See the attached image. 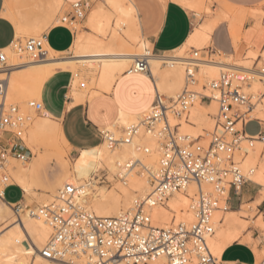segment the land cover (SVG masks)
I'll list each match as a JSON object with an SVG mask.
<instances>
[{"label":"built area","instance_id":"1","mask_svg":"<svg viewBox=\"0 0 264 264\" xmlns=\"http://www.w3.org/2000/svg\"><path fill=\"white\" fill-rule=\"evenodd\" d=\"M74 3L89 5L88 0ZM74 3L71 4L70 12L62 17L63 22H61L71 29L80 22L79 19H74L77 15L73 7ZM79 11H86V8L81 7ZM34 38L38 43L35 49L28 39L24 44L19 43L16 49L19 52H25L33 61L46 59L49 51L45 36ZM2 50H0V64L2 69H6L10 66ZM198 54V50L195 51L194 57L187 63L185 85L182 91L176 97H166L157 89L152 112L153 110L158 112L159 118L150 120L153 127L148 125L140 127L158 138L162 151L161 160L165 153H171L172 170L162 167L160 160L159 169L155 172L159 180L154 184L158 183L162 189H171L174 192H188L192 185H196L197 190L191 200L194 219L191 222L174 220L166 226H157L152 222L148 206L144 204L141 207L142 199L140 198L136 199L127 211L116 216L100 217L81 202L74 210L71 205L65 203L64 199H58L64 195L63 186L58 190L55 201L42 208V213L52 228L50 237L41 250L45 259L65 264H98L101 261L103 264H151L153 260L164 257L170 264L172 253L167 249L172 248L178 253L183 251L177 241H183L188 248H192L194 242H199L201 238H209L208 230L215 231L213 212L220 210L222 204L226 205L224 210L229 209V192L232 188L234 170L239 168L244 173L241 163L248 153V148H253L256 140L264 143L261 132L257 135H248L244 128L249 120L254 119L251 112L264 93L257 97L248 95L244 91V84L250 82L253 73L236 69H225L221 72L219 79L204 84L203 87L208 89L209 94L193 89L192 87L199 81L196 76L199 66L195 63L198 60ZM133 63L140 66L141 71L138 74L152 76L148 55L137 57ZM4 85L5 81L0 80L1 99L4 94ZM197 98H200L202 102L215 100L218 105L217 114L214 115L215 127L210 132V138L206 143L201 141L202 137L192 139L189 136L180 135L179 126L171 125L166 119L170 115L178 118L186 116ZM30 102L29 106H31ZM37 102L43 104L42 101ZM0 110L3 111L5 119L10 118L11 123L17 125L12 134L5 138L8 148L7 159L14 157L21 161L29 160L31 151L25 146L23 138L15 135V132L24 131L28 118L22 114L18 106L13 104L4 103ZM246 111L248 115L244 122L235 123L236 117L243 115ZM151 113L145 116H150ZM5 127L0 125V131L5 133ZM230 127H234V131H229ZM120 135L121 133H117V137ZM2 138L0 136V141ZM112 147L116 146L112 145ZM210 151L215 152L216 155L210 156ZM262 156H264L263 152ZM204 157H209L211 164H207L202 159ZM7 159L4 158V149L0 147V178L5 175L8 177V184L0 188L4 192L11 185L10 175L6 170ZM201 164H204V168L199 167ZM181 172L184 178L177 179L174 173ZM253 172L254 169L249 171V173ZM249 181L252 180L246 183ZM221 182L227 184L228 195L217 199L220 196L217 189ZM167 198L164 196V201ZM62 207L66 211H62ZM14 209L16 211L22 209L20 202L15 203ZM74 211L75 215H73ZM53 237L55 242H51ZM90 237H94L95 240L93 241ZM261 244L264 246V240ZM182 258L197 259L194 253H185ZM254 264H264V256Z\"/></svg>","mask_w":264,"mask_h":264},{"label":"bare ground","instance_id":"2","mask_svg":"<svg viewBox=\"0 0 264 264\" xmlns=\"http://www.w3.org/2000/svg\"><path fill=\"white\" fill-rule=\"evenodd\" d=\"M11 1L12 0H6V6L10 9H11ZM44 1H45V3L43 2L44 4L48 3L47 14L40 21L36 22L35 24H32L31 27H27L26 24L21 22L18 23L24 28V32H21L20 34L23 33L39 34V31L42 28V26H45L47 23L51 22V18L54 16L56 10L59 9L58 6L60 7L62 5L61 4L62 2L66 3L65 0H48L47 2L46 0ZM107 1L110 3V5H112V7L118 10V12L120 13L121 23L123 25H128L125 34L114 30V33H112L113 36L111 41H106L104 39H99L98 36L93 32L91 33L89 31L78 30L77 34L75 35V41L73 43V46L71 47L72 51H73V47H75V51H73L74 53L71 57H57L56 54H59V52H56L53 49H51L46 41V47L48 48L49 55L47 56L46 59L41 61H33L32 59L30 60L26 59L25 52H21V51L19 52L17 49L13 50L12 49L13 44H12L11 46L2 50L6 55L7 62L11 60V63L9 64L10 67L3 69L4 71L2 74L8 75L9 73H11V76L13 77V79L4 80L5 85H4L3 98L6 95L9 96L29 95L28 97L31 96V97L41 98V89L43 87L44 82L50 76L55 74L57 70L77 71L79 69L78 64L87 66L85 69L84 68L81 69V74L77 72L74 75L72 81V89H71V93H72L75 83L77 81L83 83L82 79H85L86 76H89L91 78V81L96 79L98 73L105 77L115 78V76L119 75V73L123 71L127 63L131 61L133 62L137 57L143 55H148V60L151 62V64L150 63L149 64L152 72H157V73L161 72L162 71L160 70L161 64H163L165 68L166 67L174 68L173 70H167L161 72L162 76L160 77L161 80L159 81L160 82L159 91L160 92L161 90L164 91L165 92L164 95L166 97H176L177 96L176 93L174 96L172 95L168 96L166 95L167 94L166 91H168L169 88H173L176 85H177L176 88L179 89L182 86L183 82L185 85L186 66L189 59L193 57L190 58L184 56L183 54H178V53L154 55L153 53L149 52L148 49L145 50L144 48L138 47V42H143V40L140 39L141 30L136 15V8L132 0H107ZM220 2H222L223 4L222 7L224 6L229 10H231L229 11L230 14L233 12V17L228 13V9H225L224 11V9L218 10L216 8V10H218V13L216 10H215L216 12H214L206 5V0H182V3L184 5L185 4L188 5L187 8L190 9L195 14L196 17H199L200 13L204 9L205 10L207 9L208 13H212V16L208 17L206 21H204L203 23L197 24L194 27V31L190 39L178 51L181 52L183 49H185L188 46L192 47L194 45L196 46L205 45L210 39H212V33L214 32L215 28L227 17L230 18L231 16L230 19L233 18L232 21L233 22L236 21L234 24L237 27V30L241 28L242 26L241 24L243 23V18L245 19L247 16V10L242 7L234 6L224 0H220ZM40 4L42 5V3ZM39 5H37L39 7L38 9L41 8L40 7L41 5L40 6ZM93 11L97 13L93 28L99 29L101 25H104V31L108 32L109 31L108 22L111 20V16L109 15V12L104 10L103 6H99V5L95 6L93 8ZM12 14L11 17L14 16ZM14 18L12 20H14ZM257 26L259 28L262 27L261 25L259 26L258 22H257ZM233 27L231 28V30L235 29ZM234 36H236V34H234ZM235 38L238 39L239 37H234L232 39L234 40ZM235 41L237 43V41L239 40H235ZM14 43L17 44V47L19 46V42L15 41ZM54 55H56V57ZM218 56L220 55L218 54ZM197 58L198 60L195 62L199 66L196 73V76L199 80L197 86L199 85L201 79H203L205 82L202 84V89H203L202 92H205L206 94H209V91L208 89L203 87L204 84H209L211 81L219 79L221 76V72L225 69H236L239 71L253 73L251 80L253 79L255 81L254 83L256 84L258 82L264 84V69L255 70L254 67L245 63L231 64L229 61H224V60L202 59L199 57ZM225 59L227 60V58ZM247 85H249V83ZM170 92L174 93L175 91H170ZM250 95L257 97L256 93ZM83 101H84V93L80 92V102ZM257 104H259L261 110H263L262 114H264V97H262L261 100L257 102ZM3 105L4 104H0V109H2ZM255 106L251 112L252 118H254L253 113L255 112ZM202 108L211 110L212 114H217L218 105L215 100H212L211 102H209L207 107H204V105H202V101L200 100V98H197L194 101V103L191 105L189 112L186 116L182 118H178L176 116L170 115L169 123L171 125L179 126L180 135L189 136L190 138L191 135H193L195 136V138L192 139H197L199 138V136L197 135V131L195 130L193 124L203 120ZM151 112H152V107L148 110L147 113H145V115ZM134 119H135V115H132L130 117L129 122H131ZM34 130L38 134L49 136L48 138L52 142H53L52 139L55 137H57L55 138V141L57 140V143H58V138L62 140V138L64 137L62 125L48 124L45 122L44 118L42 120H38L35 122ZM181 130H187L191 133V135L188 133H181ZM147 133L150 132H148L144 128H141L139 130V135L134 139L135 142H138L141 145H147L148 147L152 148L153 151L151 153L145 152L142 147L136 149L134 154L141 158V162L136 164V170L133 171L132 174L128 177L127 185H125L123 181L116 180L115 187L113 189H107L104 186H99L98 185L99 182H98L94 189H89V192L91 194L87 197L86 203L83 198L80 199V202L85 204L87 208L91 210L95 215L100 217L116 216L121 212L130 209L133 206L136 199L139 198L142 199L146 180L140 175H137V172L143 170L145 165L151 166L152 171L156 172L159 169L161 155H162L159 140L156 137V135L153 133H151V135H147ZM50 137L52 138L50 139ZM255 144L253 148H248V153L242 159L241 168L244 173H247L248 176L252 177L251 180L253 182L261 185V181H264V164L260 163L257 159V148L258 146L263 144V142L260 140H256ZM56 145H59V143ZM100 147L104 153V156L107 158L109 164L111 163V161L115 160L117 154L123 155V153H120L119 148H116V152L111 157H109L110 148L108 144L102 143ZM122 147H124L126 151H129L128 145H123ZM62 155L64 156V154ZM18 164L16 165L14 164L13 166L10 167L12 173L11 175L13 176V178L22 180L23 178L27 177L28 174L36 175L38 169V163L29 162L28 164L25 165H23V163L22 164L18 163ZM251 169H254L253 173H249ZM148 175L149 173L147 172L144 173L145 177H147ZM68 179H71L74 183L82 182V181H78L77 177L71 171L70 165L63 166L53 179L56 185L53 187L54 189L52 193L49 194L47 198L40 199L39 201H37L36 205L32 209H28V207H24L20 211L19 210L15 211L13 210V206L11 205V203L8 202V204L11 205V207L8 206V208L11 213L13 212V217L7 224L0 227V230L4 229L5 227H10L13 224H15V227L11 228L10 232H7L3 236H0V264H11V262L8 259V254H11L12 256L16 257L14 264H37V262L38 264H65L63 262L47 260L41 254V250L45 246L52 232V228L48 219L42 213V208L50 204L51 202L55 201L58 193L57 189L62 188L64 186L65 181ZM24 185L29 189L28 193L27 194L25 193L26 197L29 198L30 200H33V198L29 197V194L34 191L31 190L28 184L24 183ZM133 189H139L141 195L138 196L133 191ZM196 190H197L196 185H192L189 188L188 192H183V191L175 192V196H173L172 199L167 198L166 200L168 207H165L164 203H158L155 207H150L147 205L149 208L148 211L151 214L153 224L157 226H165V224H168L174 221L175 219L176 221L178 219L179 220L182 219L185 222H191L194 219V215L191 210V200ZM32 203H34V201H32ZM221 207L222 208L220 210H215L213 212V222L215 226V231L220 230L221 233L224 235V237L227 239L228 237L236 234V232L239 231V229L237 228V225H239L238 217H237L238 211L224 210V208H226L225 204L221 205ZM10 215L12 216V214ZM18 232L24 234L27 238L21 241L20 244L17 245L15 243V240L18 239L17 236ZM26 241L29 242L28 248L23 245V243ZM231 244L232 243H229L224 247H221L219 244H217L216 247L213 249V251L218 254L216 257H218L221 260L222 252L227 246ZM29 253H31V255ZM33 256L35 257V260L32 259V261H30V258H32ZM151 264H168V263L164 257H159L153 260ZM223 264H235V263H223Z\"/></svg>","mask_w":264,"mask_h":264},{"label":"snow or ice","instance_id":"3","mask_svg":"<svg viewBox=\"0 0 264 264\" xmlns=\"http://www.w3.org/2000/svg\"><path fill=\"white\" fill-rule=\"evenodd\" d=\"M166 2L167 0H162L160 4V14L155 20L156 27L154 31L147 33L143 37V42H138V47L147 50L152 47L153 44L158 45V36L163 39L167 34L171 22L166 19ZM183 6L188 7L186 4ZM73 7L77 13L74 19H79L80 23L83 24L87 30H93L99 39L106 38L104 25H101L99 29L93 28L97 15V13L93 11L95 5H81L80 3H74ZM81 7H85L86 11H79ZM57 20L63 22L62 18L57 17L52 23H57ZM11 24L16 29V41L18 42L20 39V33L24 32V28L14 20L11 21ZM108 27L109 29L112 27L118 28L119 21L116 19L109 21ZM76 31L77 29L74 25V34ZM107 35H111V32H107ZM3 36L4 26L0 24V39H3ZM28 41L33 49L38 47V43L34 37L29 36ZM177 42L179 43V41ZM16 47L17 44L13 43L12 49L16 50ZM25 47H27V45H25ZM73 51H75V47H73ZM69 55H71V53H69ZM3 71L4 70L0 68V79H13L11 73L3 75ZM140 71L139 64L131 63L125 66L123 71L115 76V78L105 77L98 73L96 79L91 81V87H89L88 83L77 81L71 95L67 97L65 96L67 90L62 88L57 82L52 81L48 84L49 95L44 104L35 101V99L30 102L32 108L39 111V114L44 118L46 123L62 125L63 127L65 135L62 138V141L66 146L71 147L70 169L77 177L78 181L82 182L74 183L71 179L66 180L63 189L64 195L58 197V199H64L65 203L71 205L74 210L77 208L81 198L84 199L85 203L87 202V197L91 194L89 189H94L98 182L110 181L111 183H115L116 180H120L127 185L128 177L136 170V164L141 162V158L134 154L137 148L142 147L143 150L148 153L153 151L152 148L147 145H141L138 142H135L134 139L139 135L141 125L153 127V125L150 124V120L153 118H159V113L155 110H153L150 116H145V113L148 112V106L139 108L131 106L130 102L132 101V96L139 94V98L143 99L144 89H148L149 92L153 91L150 85L154 82L149 80L146 75H136ZM129 81H137L140 83V87L134 91L131 96L128 95V89L125 87ZM122 88H124V95L121 93ZM80 92L84 93V110L82 115L80 113ZM96 94L106 98L105 107L97 109L94 104ZM9 98L10 96L6 95L3 99H0V104L6 103ZM66 99L70 100L71 104H66ZM109 108L112 109V115H118L119 117L114 125L110 118ZM13 111H15L14 108ZM132 115H135V119L129 122ZM247 115V111L243 115H238L235 123H243ZM21 119H23V117H21ZM166 119L170 120V118L167 117ZM0 125L6 126V135L12 134L17 128V125L11 123L10 118H4L2 110H0ZM109 125L113 126L110 127ZM117 128L121 132L119 137H117ZM229 131H234V127H230ZM15 135L19 138H26L23 131L15 132ZM147 135H151V133H147ZM260 135L261 138L264 139V132H261ZM102 143L109 145V157L116 152V148H119L120 153H123V155L117 154L115 160L111 161L109 164L100 147ZM112 145H115L116 147L113 148ZM123 145H128L129 151H126L125 148L122 147ZM0 147L4 149V158L7 159V145L3 141H0ZM211 155H216V153L210 151V156ZM202 159H204L207 164H211L209 157H204ZM161 166L169 171L172 170L173 163L171 162L170 152L165 153L164 158L161 160ZM199 167L204 168V164L199 165ZM229 170H231V168ZM145 172L149 173L147 177L144 176ZM101 173H103L102 176ZM137 175H140L146 180L141 207L144 204L150 207H155L158 202L164 203V206L168 207L166 201H164V196H167L168 199H172V197L175 196V192L171 191V189H162V186L158 183L154 184L155 181L159 180V177L152 171L151 166L145 165L143 170L137 172ZM174 176L177 179L184 178L182 172L174 173ZM250 179H252V177L248 176L247 173H242L239 168H236L233 172L232 178L233 194L239 192L240 196L243 197V187L246 186V181ZM13 182L20 183L24 193H28L29 189L22 181H17L13 178ZM7 184L8 177L5 175L3 178H0V188L5 187ZM261 187L264 188V181H261ZM133 191L138 196L141 195L139 189H133ZM217 191L220 193V196H218L217 199L227 197V184L221 182ZM0 200H5V193L2 190H0ZM5 202L7 203V201ZM241 203H243V201H241ZM257 205L259 208H257ZM8 206L11 207L10 204H8ZM61 210L66 211L63 207ZM242 211L244 212V215L241 216V220L243 221H251L253 223L258 219L264 221V198L260 201H257L255 197L250 198L246 203V207L242 209ZM73 215H75V211ZM14 227L15 224L0 230V236L10 232L11 228ZM249 227L248 224L237 225L239 231L227 239L220 230H208L210 232L209 238H201L199 242H194L192 248H188L183 241H177L183 251L178 253L172 248H168L167 251L172 253L170 264H223L218 258H213L218 255L213 249L217 244L224 247L229 243H240L244 236L247 235ZM138 230L139 229H137V231ZM17 236L18 239L15 240L17 245L27 238L20 232L17 233ZM90 239L93 241L95 240L94 237H90ZM51 242H55V237L52 238ZM185 253H194L197 259H183L182 257ZM29 254L31 255V253ZM49 255H51V253H49ZM8 259L11 264H14L16 257L8 254ZM33 260H35L34 256ZM98 264H103V262H98Z\"/></svg>","mask_w":264,"mask_h":264},{"label":"rangeland","instance_id":"4","mask_svg":"<svg viewBox=\"0 0 264 264\" xmlns=\"http://www.w3.org/2000/svg\"><path fill=\"white\" fill-rule=\"evenodd\" d=\"M47 1L48 0H46V2ZM43 2L45 3L44 0H12L11 1V9H10L6 6V0H5L4 15L6 17H8L11 21H13L12 19L15 17L16 19L14 18V20L18 21L17 23L21 22V23L26 24L27 27H31L32 24H35L36 22L40 21L47 14V11H48L47 10V4L48 3L44 4ZM40 3H42V5ZM36 4L37 5L40 4L41 6L40 5L39 6L41 8L38 9L39 7ZM43 4L45 5V7ZM61 4L62 5L60 7L58 6L59 9L57 8L58 10H56L54 16L51 18V22L47 23L48 25L46 24L45 26H42V28L39 31V34L37 33L38 35L33 34V33L20 34V39L18 42L21 44H24L29 36H31V37H42L52 26L57 25V24H61V21L57 20V23H55V24H53L52 21L54 19H56L57 17L62 18L67 13H69L71 10V5L68 4L67 1H66V3L62 2ZM216 4L218 6H216ZM89 5L103 6L104 10L109 12V15L111 16V20L116 19L119 21V27L118 28L112 27L109 29V31L111 32V35H107V32H105L106 38L104 40L111 41L112 36H113L112 33H114V30L125 34V31L127 30L128 25H123L121 23L120 13L118 12V10H116L114 7H112V5H110V3L107 0H89ZM206 5L211 10H213L214 12L217 11V13H218V10L224 9V11H225V9H228L224 6H223L224 8L222 7L223 4H222V2H220V0H206ZM44 8H45V10H44ZM216 8L218 10H216ZM139 9H140V7H139ZM229 11H231V10L228 9V13L230 14ZM141 13L142 12L140 10V19H141ZM11 14L14 16L11 17ZM230 15L233 17V12ZM249 15L256 18L258 20L257 22L259 23V26L260 25L262 26V23H264V1L261 2L255 9L250 10ZM210 16H212V13H208V10L204 9L199 15L200 21L203 22L206 18H208ZM231 16H230V18H231ZM230 18L227 17L226 19L223 20V22L229 23L230 30L234 26L233 28H235V29L231 30L233 32V33L231 32V34L233 35V38L239 37L238 39L235 38L233 40L234 41L233 45L236 46V47L234 46L235 51H236L235 55H226L222 51L216 52L215 54H212V52H210V51H207L206 53H204L203 48H211L212 47V45H213L212 39H210L203 46H196V45H194V47L188 46L185 49H183L181 52L177 50L171 54L180 53V54H183L184 56L191 58V57H194L195 51L198 50V52H199L198 57L202 58V59L224 60V61H229L231 64H233V63H239V64L245 63V64H249L252 67H254L255 70L256 69L257 70L264 69V51L262 52L261 49H254L251 46H241L239 44L241 41L240 38L242 37L243 24H244L246 18L245 19L243 18V23L241 24L242 26L238 30L234 24L236 21L233 22L232 21L233 18L232 19H230ZM141 23H142V30L140 32V37H141L140 39L143 40V37L145 36V34L143 32V21H142V19H141ZM232 23H233V25H232ZM75 28L77 29V31L75 32L76 34H77L78 30L79 31H89L91 33L92 32L94 33L93 30H87L85 28V26L83 24H81L80 22L75 26ZM237 31H239V32H237ZM238 33H240V34H238ZM234 34H236V36H234ZM238 35H240V36H238ZM235 40H239V41H237V43H236ZM148 51L153 53V50H151V48H148ZM237 51H239V52H237ZM69 53H71V55H69ZM73 53L74 52L70 48L69 51H67L65 53H59L56 55H57V57H71L73 55ZM218 54L220 56H218ZM56 55H54V56L56 57ZM25 58L30 60V58L28 57L27 54L25 55ZM225 58H227V60ZM10 63H11V60L8 61V64H10ZM131 63H133V62L131 61V62L127 63V65L131 64ZM149 63L151 64L150 61H149ZM78 65H79V69L77 71L71 70L74 72L73 73L74 75L77 72L79 74H81V69H83V68L85 69L87 67V66H84L81 64H78ZM0 66H1V64H0ZM173 69L174 68H172V67H166L165 68L163 64H161V66H160V70H162V71L173 70ZM161 72L157 73V72L151 71L152 76L157 81V85L160 83L159 81L161 80L160 79V77L162 76ZM86 79H88V80H86ZM82 81H83V83L84 82L88 83L89 87H91V78L89 76H86V78L82 79ZM204 82L205 81L203 79H201L199 85L193 86L192 88L202 92V90H203L202 84ZM254 82L255 81L252 79V80H250L249 85L244 84V88H245L244 91L249 92V93L246 92L248 95L253 94V93H256V95H260V94L264 93V84L259 83V82L256 84ZM176 87H177V85L171 89L169 88V91H166V93H167L166 95L174 96L175 93L178 95L184 87V82L179 89H177ZM170 91H175V92L172 93ZM161 93L164 94L165 92L161 90ZM170 93H172V94H170ZM14 96L15 95L10 96V98L7 100V105L13 104V105L18 106L20 111L22 112V114H24V116L28 118L26 127L24 128V131H23L25 133L26 138H23V141H24L25 146L31 151V157L27 161H21V160L14 158V157H9L7 159L6 170H7L8 174L10 175V183L16 184V185L21 187L20 183L13 182V176L11 175L12 173H11L10 167L13 166L14 164L16 165L18 163H20V164L23 163V165L28 164L29 162L38 163V169H37L36 175L28 174V176L23 178L22 180L15 178V180H17V181H22V182L28 184L29 187L31 188V190L34 191V192H32L34 194H32V193L29 194V197L33 198V200H30L29 198H27L26 194L23 192V194H24L23 195V201L20 203L22 209L24 207H28V209H32L36 205L37 201H39L40 199L47 198L48 195L52 193V191L54 189L53 187L56 185V183L54 182L53 179L56 176V174L58 173V171H60V169L65 165H71V149H70V146L68 147V146L64 145L62 140L59 138H58L59 145H56V144H58L57 140L55 141V138H57V137L53 138L52 139L53 142H52L51 140H49V138H48L49 136H45V135L38 134L35 132V130H34L35 122L38 120H42L43 117L34 108L29 106L28 103L30 101H32L33 99H35L37 101H41L40 100L41 98H36V97H31V96L28 97L29 95H16L17 97L16 96L14 97ZM262 97H264V96H262ZM209 102H210L209 100H206V101L202 102V105H204V107H207ZM256 105L257 106H255V112L253 113L254 114V116H253L254 120L261 121L264 124V114H262L263 110H261V107L259 106V104H256ZM217 111H218V109H217ZM214 115L215 114H212L211 110L206 109V108H202V119L203 120L193 124V126L195 127V130L197 131V135L199 137H202L201 141L203 143H206L209 140V138H210L209 134L215 127ZM246 130L250 133H254L258 130V126L256 125V123H251L247 126ZM116 131H117V133H121L118 128L116 129ZM181 133H188L191 135V133L187 130H181ZM0 136L3 137L2 141L6 144L7 141L5 140V138L8 137L9 135H6V133H3V131H1ZM52 137H54V136H52ZM52 137H50V139ZM191 138H195V136L191 135ZM262 152L264 154V143L261 144L260 146H258V148H257V159L260 163L264 164V156H261ZM62 154H64V156ZM102 175H103V173H101V176ZM98 185L104 186L107 189H113L115 187V183H111L110 181H108V182L102 181V182H99ZM58 189H57V191H58ZM20 196H21L20 191L16 187L11 186L6 191L5 200H0V227L7 224L13 217V212L11 213L9 208H8V201L15 200V199L19 198ZM263 196H264V190H263ZM232 198H233V203H235L237 201V197L233 194ZM5 201H7V203ZM32 201H34V203H32ZM11 205L13 206V210H15L14 209L15 203H11ZM245 207H246V204L243 205L242 208L237 212L238 224H248L250 226L248 229V233L246 235L247 237L245 236L246 238L244 237L241 242L242 243L245 242V243L249 244L250 246H252V248L256 254V257L258 256L257 261H256L258 263L260 261V259L264 256V246H262V244H261L262 240H264V221H261L258 219L255 223H253L251 221L241 220V216L244 215V212L242 211V209H244ZM257 208H258V205H257ZM10 214H12V216ZM178 221H184V220L178 219L176 222H178ZM166 225L167 224H165V226ZM254 232H256V235H254ZM28 243L29 242L26 241L23 243V245L28 248ZM260 246H262V247L259 250ZM32 259H33V257L30 258V261H32Z\"/></svg>","mask_w":264,"mask_h":264},{"label":"crops","instance_id":"5","mask_svg":"<svg viewBox=\"0 0 264 264\" xmlns=\"http://www.w3.org/2000/svg\"><path fill=\"white\" fill-rule=\"evenodd\" d=\"M68 4H72L74 2H79L83 0H65ZM89 1V0H88ZM234 6L242 7L247 10V16L242 28V37L240 41L241 46H251L254 49H261L264 51V23H262V27L259 28L257 26V19L250 16V10L255 9L261 2L264 0H224ZM135 8H136V15L138 19V23L140 26V30H142V23L143 21V32L146 35L154 31L156 24L155 20L160 14V4L162 0H132ZM138 3V4H137ZM139 5V6H138ZM181 0H167L165 4V15L166 19L170 21V27L168 28L167 34L161 39L158 36V45L153 44L151 50H153L154 55H164V54H171L180 48H182L190 39L194 27L197 24L203 23L206 19L201 22L200 17H196L195 14L188 9L187 7L183 6ZM216 6H218L216 4ZM140 7V9H139ZM5 10V0H0V24L4 26V36L3 39H0V50L5 49L11 46L16 40V29L12 26L11 20L4 15ZM140 10H141V19H140ZM255 20V21H254ZM76 34V33H75ZM75 34L73 29L61 24H57L52 26L45 34V40L51 49L59 53H65L70 50L73 46L75 41ZM11 36V39H10ZM230 30V25L227 22H221L212 33V42L213 45L211 48H203V52L206 53L207 51L216 52L222 51L226 55H235V48L233 45V39ZM179 41V43L177 42ZM194 47V46H192ZM140 76H144L146 74H136ZM148 76V75H146ZM74 78V74L71 70H57L55 74L50 76L43 84L41 89V101L43 104L45 103L48 95L49 89L48 84L52 81L57 82L61 85L62 88L66 89L65 96H69L72 89V81ZM149 80L153 81L154 83L150 85L153 91L149 92L148 89H144L143 91V99L139 98V94L136 96H132L131 106L134 108L148 106V110L153 106L157 89L159 90V84L157 85V81L153 76H148ZM125 87L128 89V95H132L134 91H136L140 87V83L137 81H129ZM171 89V88H170ZM169 91V89H168ZM122 95H124V88L121 89ZM66 104H71V101L66 99ZM94 104L96 105L97 109L100 107L106 106V98L100 96L99 94L96 95V99L94 100ZM83 102H80V113L83 114ZM110 118L113 121V125L115 121L119 118L118 115H112V109L109 108ZM251 123H256L258 126V130L254 133H250L246 130L247 126ZM113 125H109L110 127ZM63 128V127H62ZM245 131L248 135H257L260 132H264V124L261 121L251 119L249 120L245 126ZM65 135V134H64ZM14 186L16 187L21 196L15 200L8 201L10 203H18L23 201V190L20 186L16 184H11L5 189L6 191L9 187ZM264 188L261 187L260 184L255 183L253 181H249L246 183V186L243 187L244 195L243 197L240 196L239 192L234 194L237 197V201L233 203V190L230 189L229 192V209L232 211H239L243 205L247 203V201L255 197L257 201H260L263 196ZM243 201V203H241ZM239 204V206H238ZM259 208V206H258ZM256 235V232H254ZM263 246V245H262ZM259 247V250L261 247ZM221 261L223 263H235V264H254L257 261L256 254L252 248L247 243H232L231 245L227 246L224 251L222 252Z\"/></svg>","mask_w":264,"mask_h":264}]
</instances>
